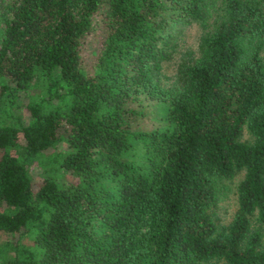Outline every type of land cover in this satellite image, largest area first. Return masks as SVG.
Segmentation results:
<instances>
[{
  "label": "trees",
  "instance_id": "16d2710c",
  "mask_svg": "<svg viewBox=\"0 0 264 264\" xmlns=\"http://www.w3.org/2000/svg\"><path fill=\"white\" fill-rule=\"evenodd\" d=\"M263 228L264 0H0V264H264Z\"/></svg>",
  "mask_w": 264,
  "mask_h": 264
},
{
  "label": "rangeland",
  "instance_id": "374dc122",
  "mask_svg": "<svg viewBox=\"0 0 264 264\" xmlns=\"http://www.w3.org/2000/svg\"><path fill=\"white\" fill-rule=\"evenodd\" d=\"M197 26H193L189 31H185L186 37L191 40V37L196 33ZM190 36V38H189ZM144 112L146 113L144 117V121H140L142 126L148 127L153 123L152 119L155 121L160 119L167 110L166 103L162 101H149L143 104ZM155 123V122H154ZM242 138L244 140H251V134L245 129ZM53 151L43 163H35L30 166V170L32 167L36 168L39 176H44L47 174L57 175L59 179L66 180L68 179L69 172L64 171L62 168H58L57 158L59 157L61 150V144L54 149ZM72 176V175H71ZM68 177V178H67ZM64 178V179H63ZM241 178V173L236 174L231 178H220L217 181L218 191H219V200H218V208L217 212L221 216L223 220H227L236 207V187L239 179ZM264 234V228H263ZM4 238V237H3Z\"/></svg>",
  "mask_w": 264,
  "mask_h": 264
}]
</instances>
